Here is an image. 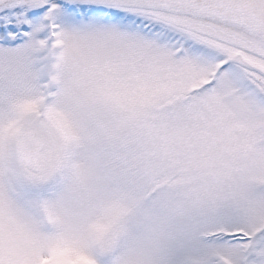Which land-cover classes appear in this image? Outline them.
Returning <instances> with one entry per match:
<instances>
[{
	"label": "snow or ice",
	"instance_id": "obj_1",
	"mask_svg": "<svg viewBox=\"0 0 264 264\" xmlns=\"http://www.w3.org/2000/svg\"><path fill=\"white\" fill-rule=\"evenodd\" d=\"M0 264H264V0H0Z\"/></svg>",
	"mask_w": 264,
	"mask_h": 264
}]
</instances>
